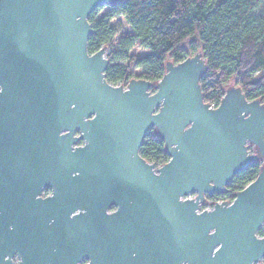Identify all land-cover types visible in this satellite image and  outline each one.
<instances>
[{"label":"water","instance_id":"water-1","mask_svg":"<svg viewBox=\"0 0 264 264\" xmlns=\"http://www.w3.org/2000/svg\"><path fill=\"white\" fill-rule=\"evenodd\" d=\"M120 1L0 0V264H264V101L228 85L205 103L201 51L156 82L107 83L87 19ZM149 131L161 166L138 153Z\"/></svg>","mask_w":264,"mask_h":264},{"label":"trees","instance_id":"trees-1","mask_svg":"<svg viewBox=\"0 0 264 264\" xmlns=\"http://www.w3.org/2000/svg\"><path fill=\"white\" fill-rule=\"evenodd\" d=\"M87 20L92 30L87 52L106 47L105 79L113 86L133 78L156 82L166 61L176 64L201 51L205 103L216 107L228 85L239 87L247 101H264V0H121L94 10ZM139 155L156 166L168 161L153 131ZM259 167L255 162L232 179L228 201L255 179ZM257 234L264 237V222Z\"/></svg>","mask_w":264,"mask_h":264},{"label":"flooded vegetation","instance_id":"flooded-vegetation-1","mask_svg":"<svg viewBox=\"0 0 264 264\" xmlns=\"http://www.w3.org/2000/svg\"><path fill=\"white\" fill-rule=\"evenodd\" d=\"M212 107V106H211ZM150 132V131H149ZM78 133L75 132L74 133V136H77ZM82 145V142H77L75 145H73L72 147H75V146H81ZM249 151L250 153H253V149L252 147L249 148ZM139 153V152H138ZM169 159V157H168ZM145 161V160H144ZM148 163V162H147ZM149 164H153V163H149ZM156 166V165H155ZM51 196V190L50 189H47V188H43L41 191H40V194L37 196L38 198H41V199H44L46 197H49ZM190 196V198H189ZM195 194H192V195H188L186 197H180L181 200H186V199H194L195 198ZM215 196V197H213ZM228 196L225 194L223 195H218V194H213V195H208V194H205V201L203 203H200L199 204V210L198 212H201L203 211V206L204 205H209L210 206V210L212 209L213 207V204L215 203H219V202H222V201H228ZM228 202H231V201H228ZM115 210V208H109L107 209L106 213L107 214H110L112 213L113 211ZM17 261H18V258L16 255H14V257L12 258V264H17ZM262 262H264V258L262 260ZM88 261L86 260H81L78 264H87Z\"/></svg>","mask_w":264,"mask_h":264},{"label":"rangeland","instance_id":"rangeland-1","mask_svg":"<svg viewBox=\"0 0 264 264\" xmlns=\"http://www.w3.org/2000/svg\"><path fill=\"white\" fill-rule=\"evenodd\" d=\"M103 11H104V9H103ZM117 37H118V36H116L115 38H117ZM133 53H134L135 55L139 56V55L142 54V51H140L139 49H134ZM131 71L134 72V74L137 73V71H136L135 69H133V68L131 69Z\"/></svg>","mask_w":264,"mask_h":264},{"label":"built area","instance_id":"built-area-1","mask_svg":"<svg viewBox=\"0 0 264 264\" xmlns=\"http://www.w3.org/2000/svg\"><path fill=\"white\" fill-rule=\"evenodd\" d=\"M189 198H190V196H189ZM203 210H210V206L209 205H204L203 206Z\"/></svg>","mask_w":264,"mask_h":264}]
</instances>
